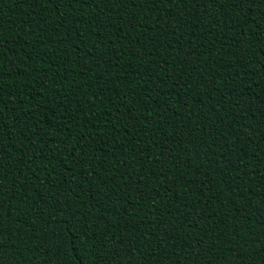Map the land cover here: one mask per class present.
Instances as JSON below:
<instances>
[{
	"label": "trees",
	"instance_id": "obj_1",
	"mask_svg": "<svg viewBox=\"0 0 264 264\" xmlns=\"http://www.w3.org/2000/svg\"><path fill=\"white\" fill-rule=\"evenodd\" d=\"M153 7L155 25L145 19L151 15L147 0L135 8H74L75 16L64 23L67 13L55 3L45 9L27 0H0L5 44L0 84L13 117L4 127L11 140H5L4 163L15 173L5 183L16 181L3 220L15 233L5 239L14 243L0 253L2 264H93L96 246L103 244L107 262L115 251L107 243L117 237L124 242L122 264L130 258L134 264L264 261V252L255 254L264 243L249 247L257 237L264 239V0L235 9L228 0L222 6L192 0L182 7ZM106 11L112 27L100 22L108 19ZM45 16L51 19L46 22ZM142 20L144 27L138 29ZM121 27L123 32H117ZM243 64L260 70L255 78L247 77V85L242 72L236 75ZM225 86L231 103L221 105V93L212 89ZM241 96L243 109L236 104ZM153 121H158L155 132L147 131ZM41 128L38 148L41 141L33 132ZM225 128L229 131L221 135ZM154 141L159 147L145 152ZM229 161L230 168L221 172ZM83 176L88 179L80 184ZM174 177H180V195L176 184L172 191L162 187ZM154 200L160 201L158 212ZM69 213L75 216L71 230L61 232L65 225L57 222ZM41 226L43 233L36 231ZM54 235L62 240L44 243ZM189 241L196 247L186 245Z\"/></svg>",
	"mask_w": 264,
	"mask_h": 264
},
{
	"label": "snow or ice",
	"instance_id": "obj_2",
	"mask_svg": "<svg viewBox=\"0 0 264 264\" xmlns=\"http://www.w3.org/2000/svg\"><path fill=\"white\" fill-rule=\"evenodd\" d=\"M27 2L30 5H39L45 9H46V5H52L53 3L62 6V9L64 10V12L67 13V15H65L64 19H63L64 23L68 22L70 15L75 16L76 12L73 11L74 8L85 9V7H87L90 4H95V5L107 4V5H111L113 7H115L118 4H120V5L127 4L128 7H130V8H135L137 6V4H139L140 6H143V4H144V0H27ZM191 2H192V0H147L149 8H151V11H149L151 13V15L147 16V18H145V19L151 20L153 25L159 23L158 19L155 18L158 10L156 9V7H153V5H155V6L159 5V6H164V7H167L168 5H176V6L182 7V6L188 5ZM256 2H257V0H228L229 5L231 7H233L234 9L237 5H245V4H247L250 8L251 4L256 3ZM200 3H201V0H195L196 5H200ZM205 3L206 4H221V6H222L223 0H205ZM69 5H71V7H69ZM133 5H135V6H133ZM242 11H244L243 7L240 8V12H242ZM240 12H237L236 15L239 16ZM210 14L211 13H209V15ZM105 15L108 16V19L105 21L103 18H101L100 22H103L106 27H112L111 12L106 11ZM50 19H51V16H45L46 22H47V20H50ZM144 24H145V21L142 20L139 24H137L135 26L139 29V28H143ZM98 26H99V23H98ZM0 27H2V25H0ZM116 31L117 32H123V28L122 27L118 28V29H116ZM253 31H255V29H253ZM240 35H241L240 33H237V36H240ZM2 37H3V33L0 32V77L3 76L4 56H5V53H4V48H5L4 45L5 44L3 43ZM237 43H239V41H237ZM253 43H254V41H253ZM197 54L199 55L200 53H197ZM216 54H217V56L223 55V53L220 52L219 50L217 51ZM27 59L32 60V57L29 56V57H27ZM30 66L31 65H29V67ZM12 70H15V69L13 68ZM37 71H38V69H37ZM241 72L243 73V76L245 77V79L242 81V83L247 85V84H249V80L247 79V77L249 75H251L253 78H255L259 74L260 70L253 68V69H251V71H249L248 65L243 64L240 66V71L236 72V75L237 76L241 75ZM210 76H211V73H210ZM210 83H215L214 77L210 80ZM257 86H259V84H257ZM212 91L221 93V99L218 100L217 103H219L221 105H228L231 103L227 98V94H228V91H230V89H228L226 86L224 88H213ZM243 91L245 93L249 94V89L245 88V89H243ZM3 94H4V86L2 84H0V253H6L7 249L10 248L14 243L11 239H8V240L5 239L6 234L10 233L11 235H14L15 233H12L11 229H6L4 227L3 220H4V215H5L4 214V206L6 204H10L12 199L15 198L14 195L10 196L9 193L10 192L15 193V191H16V181L15 180H13L12 183H9V184L5 183V181L9 180L10 176H15V173H12L11 168H9L8 166H7L8 170L7 171L5 170L6 165H5L4 161H5V159L8 158L7 156L4 155L5 140H8L9 142H11V140H9L7 138V136L5 135L4 127H5V124H7V121L13 119V117L10 116L9 112L5 108L6 102L2 100ZM223 98H226V99H223ZM260 102H261V104H264V98H261ZM236 104L239 108L243 109V107H244L243 96H241V99L238 100L236 102ZM163 107L164 106L161 105V108H163ZM213 107L215 108V105H213ZM11 111L13 113H15L16 108L13 107L11 109ZM217 111H219V110L217 109ZM249 111H250V109H249ZM262 114H264V113H262ZM156 115L159 116L160 113L157 112ZM220 115L223 116V113H221ZM146 116L151 119L152 113L148 112ZM66 118H67V116L65 117V119ZM17 119H18L19 123L22 122L20 118L17 117L16 120ZM117 119H118V117H117ZM165 119H171V117H166ZM38 123H42V121H40ZM108 123L110 124L111 121H109ZM153 124H154V127L147 129V131L155 132V128H156V126H158V121H153ZM145 127L146 126H142L141 130L142 131L145 130ZM232 130L235 131L234 126H233ZM228 131H229V129L225 128L223 130V132L221 133V135H223L224 133H227ZM261 131H264V121H261ZM42 133H44L43 128L40 129V132H35V131L33 132V135L36 137L37 141H41V143L38 145H35V147H38V148L42 147V143H43L42 136H41ZM46 135L50 137L52 135V133L48 132V133H46ZM212 135H215V133H212ZM158 140H159V137L157 136L156 141H158ZM156 141L153 142L152 146L146 147L144 149V151L145 152H151L152 147H159V144L156 143ZM204 142H208L209 145L211 146V142L208 141L207 136L204 137ZM218 147H220V151L227 153V148H225L223 146H218ZM67 151H68L69 155H72L74 152V147L68 148ZM133 151H137V149L134 148ZM85 155H86V153H81V157H84ZM212 155H215V152H213ZM148 159H151V157L149 156ZM82 162H83L82 160L75 161V163H77V164H81ZM157 163H159V161H157ZM220 163L221 164L224 163L223 158L220 159ZM262 164H264V161H262ZM230 166H231V161H229L228 164H224V167L221 168V172H223L225 169L230 168ZM152 175L155 176L156 180L161 179L160 175H156L155 173H152ZM87 179H88V176H87V178H85V176H83V180L80 181V184H82L84 182V180H87ZM144 179H145L144 177H140V182L143 183ZM179 180H180V177H174L171 181H169V183L167 185H163L162 187H164V189L167 191H172L173 190V184H176V195H180V193L178 191L179 184L177 183V181H179ZM242 181H243V178L241 177V182ZM71 184H76V181H72ZM71 184L69 185V187H71ZM147 187L149 189H152V183H149L147 185ZM236 187L238 188V187H240V185L238 184V185H236ZM28 191H31V186L28 187ZM66 191H67V189H66ZM115 192H116V195H121V193L119 192V189H116ZM137 192L139 194V198L143 201L144 194H143V192H141L139 190V186L137 187ZM232 194H233V196L236 195V188L232 189ZM61 195H63V193ZM21 199H23V198H21ZM38 199L43 200L44 198L39 197ZM51 199H56V195L54 193L51 194ZM153 207L158 212L160 210V201L154 200ZM142 208H143V205H141V208L138 209V212H139V210H142ZM246 210H247V205L245 206V211ZM58 211H66V209L60 208V209H58ZM261 211L264 212V209H262ZM41 215H46V214L41 213ZM197 217H198V219H200L199 213H197ZM210 218L211 217H209V219ZM74 219H75V216L73 214L69 213L65 219L59 220L57 222L58 224L65 225V227L61 229V232L70 231L71 225H72V220H74ZM84 219H87V217H85ZM78 222H81V221H78ZM149 222H151V221H149ZM45 223H47V220H45ZM97 227H99L98 222H97ZM201 230L203 231V229H201ZM36 231L43 233L44 227L41 226V228L36 229ZM246 231L250 232V229H246ZM85 234H87V231L85 232ZM221 234H223V232H221L220 235ZM261 235H264V234H261ZM88 238L92 239L91 236H89ZM211 239L216 242L214 246H219V241L217 240V237H211ZM53 240H56L59 242L62 240V236H60V235H54L52 237L46 236L44 243L52 244ZM241 240L244 244H249V240L246 239L244 236H241ZM201 242L202 241H198L197 243L201 244ZM33 243H35V241H33ZM123 243H124L123 240H121L119 237L116 238L115 243H112V242L107 243L108 248L115 247V251L111 255V260H115L116 264H122L119 257L123 256V254H124V249L122 247ZM257 243H264V239L257 237L255 240H253L252 244H249V247H252L253 244H257ZM104 245L105 244L96 246L98 249V257L93 262V264H111V260H109L107 262L105 261V258L103 255V250H102L105 247ZM116 245H119V246L117 247ZM186 245H195V247H196V244H194L190 241L186 242ZM53 247H57V245H53ZM137 247H140V245H137ZM201 248H203V247H201ZM261 252H264V249L256 250L255 254L257 256H259ZM131 255H132V257H135L136 253L134 250L132 251ZM249 255L251 256L252 254L250 253ZM210 262L211 261H209V264H210ZM0 264H2V262H0ZM80 264H81V262H80ZM128 264H134V261L130 258L128 261ZM141 264H143V262H141ZM211 264H212V262H211ZM262 264H264V261H262Z\"/></svg>",
	"mask_w": 264,
	"mask_h": 264
}]
</instances>
